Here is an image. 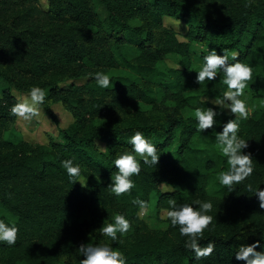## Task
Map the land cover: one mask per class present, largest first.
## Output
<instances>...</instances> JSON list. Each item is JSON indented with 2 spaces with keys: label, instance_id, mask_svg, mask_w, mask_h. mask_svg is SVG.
Wrapping results in <instances>:
<instances>
[{
  "label": "trees",
  "instance_id": "trees-1",
  "mask_svg": "<svg viewBox=\"0 0 264 264\" xmlns=\"http://www.w3.org/2000/svg\"><path fill=\"white\" fill-rule=\"evenodd\" d=\"M248 2L0 0V219H16L20 228L14 246L0 242V264H79L78 247L90 241L118 248L126 264H245L235 253L257 240L256 250L264 252V209L246 187L264 188V103L250 109L238 133L248 141L243 151L252 153L253 175L231 190L217 179L227 162L215 133L234 117L226 109L213 129L200 132L192 116L196 107L220 112L203 101L227 90L222 72L196 83L212 48L237 51L254 69L245 91L264 99V0L245 8ZM98 3L106 10L102 18ZM193 42L201 48L194 50ZM169 54L177 60L170 62ZM97 72L109 74L112 86L99 87ZM34 85L48 90L41 107L54 122L50 102L70 112L57 139L29 141L14 124L12 89L28 93ZM138 130L156 145L159 163L149 167L141 159V172L132 177L136 186L117 197L108 188L117 172L113 162L131 149L128 141ZM73 157L82 166L83 186L70 182L61 167ZM162 183L174 190L163 192ZM151 196L156 215L169 208V199L211 201L214 221L200 244L213 241V254L195 260L184 246L187 238L167 219L162 229L147 228L131 201L149 202ZM84 211L89 217L79 219ZM117 213L132 230L112 241L99 228Z\"/></svg>",
  "mask_w": 264,
  "mask_h": 264
},
{
  "label": "clouds",
  "instance_id": "clouds-1",
  "mask_svg": "<svg viewBox=\"0 0 264 264\" xmlns=\"http://www.w3.org/2000/svg\"><path fill=\"white\" fill-rule=\"evenodd\" d=\"M251 0L244 5L250 8ZM179 27V24L177 25ZM222 54H218L215 48L208 49L203 57V63L196 71V83L199 85L207 81H213L218 73H223L222 83L227 90L221 96H216L212 100L205 98L204 103H211L219 107L217 112L212 107H196L192 113L197 121V131L204 132L213 129L216 125V117L229 110V115L234 119H228L223 125L222 131L215 133L216 143L220 153L226 158L227 168L218 173L217 179L223 187L232 189L233 185H238L246 181L253 175L254 164L251 152L245 153L243 150L249 147L248 141L238 135L241 121L250 117L249 105L246 97L248 82L253 77V67L239 59L237 51L221 49ZM180 69L179 65H176ZM96 84L101 88L112 86L111 76L105 72H97L94 75ZM48 90L32 86L27 95L17 98V103L11 106L10 114L23 121H30L41 115L40 106L45 103ZM132 146L130 150H125L118 154L114 160L117 172L111 177L112 183L108 185L110 191L117 197L130 194L136 186L132 177L139 176L141 172V159L143 164L149 167L159 163L160 155L156 145L142 131H136L129 139ZM106 150V147H101ZM138 157L140 159H138ZM75 157L61 161V167L73 184L79 182L83 186L82 166L75 163ZM247 190L253 192L258 198L260 209H264V188H253L251 183L247 184ZM163 192L173 191L170 184L162 183ZM131 203L139 206V218H144L149 212V202L133 198ZM169 208L166 209L161 219L170 221V226L177 228L182 237H186L185 248L191 250L195 260L206 259L215 251V243L209 241L206 246L201 247L200 241L204 238V232L213 224L214 217L209 215L213 211L211 201L194 200L192 203L178 204L175 199L168 200ZM112 223H103L99 228L102 235L111 238L112 241L120 240L132 230V223L125 215L117 213L112 217ZM20 228L16 219H0V242L8 246H14L18 239ZM119 234V235H118ZM261 247L259 240L252 244H241L235 253L237 261H244L245 264H264V252L257 251ZM83 259L79 264H126L127 257L118 248L107 243H81L78 247Z\"/></svg>",
  "mask_w": 264,
  "mask_h": 264
},
{
  "label": "rangeland",
  "instance_id": "rangeland-1",
  "mask_svg": "<svg viewBox=\"0 0 264 264\" xmlns=\"http://www.w3.org/2000/svg\"><path fill=\"white\" fill-rule=\"evenodd\" d=\"M41 4H44V0H40ZM96 12L100 18H102L106 14V10L103 7L101 3H98L96 6ZM165 22L168 21H176L173 18H165ZM176 30H181V26H177V24H174ZM192 48L194 50H199L201 46L195 42L192 43ZM178 56L176 54H169L168 60L170 62H174V60H177ZM64 81L63 83H65ZM60 83V84H63ZM4 82L0 80V88ZM65 85V84H63ZM12 92L15 94L16 98L27 95L26 92H19L16 89H12ZM247 102L249 105V110L254 106H259L264 103L263 98H257L252 99L248 93L246 92ZM50 107L53 110V113L56 117V121L54 122L53 119L50 118V116L41 108V115L38 118H33L30 121H23L15 117L14 124L15 126L21 131L23 137L29 141H37V142H44L47 140L48 136H52L53 139L58 138V132L57 128L58 126H64L66 125L71 119L70 112L64 108L61 104L57 102H50ZM139 158V157H138ZM111 178L109 181V184H111ZM153 196L150 197L149 201V212L148 215H146L144 218H142L147 226V228L150 229H162L165 227L166 223L161 219V216L163 214L162 211H158L157 215L155 213V210L153 208ZM140 211V210H139ZM88 218L89 213L87 211H84L78 215V218Z\"/></svg>",
  "mask_w": 264,
  "mask_h": 264
}]
</instances>
